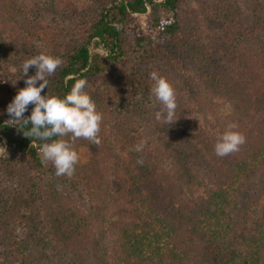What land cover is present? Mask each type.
I'll use <instances>...</instances> for the list:
<instances>
[{"label": "trees", "instance_id": "16d2710c", "mask_svg": "<svg viewBox=\"0 0 264 264\" xmlns=\"http://www.w3.org/2000/svg\"><path fill=\"white\" fill-rule=\"evenodd\" d=\"M76 1L0 0V53L34 45L59 57L63 64L41 95L64 98L77 79H85V92L103 116L99 145L63 138L74 150L84 147L89 159L75 165L72 177L54 174L50 182L39 154L45 141L32 143L6 124L9 115H0V141L33 170L27 192L14 191L8 210L18 231L12 264H33L30 241L19 232L35 215L48 228L46 246L63 264H264V0H195L197 10L185 14L183 0H92L70 29L38 18L32 6L54 4L71 14L79 11ZM162 9L170 16H157ZM143 15L145 33L133 25ZM155 31L159 62L145 70ZM92 44L105 55L92 53ZM128 63L130 97L108 109L102 77L109 67ZM146 71L175 89L177 120L171 125L155 120L161 105L150 97L153 81ZM209 89L228 104L227 124L236 123L246 137L225 157L214 152L217 135L200 129L193 117L190 101ZM30 127L29 121L24 131ZM141 141L143 150H132Z\"/></svg>", "mask_w": 264, "mask_h": 264}, {"label": "rangeland", "instance_id": "374dc122", "mask_svg": "<svg viewBox=\"0 0 264 264\" xmlns=\"http://www.w3.org/2000/svg\"><path fill=\"white\" fill-rule=\"evenodd\" d=\"M183 1L181 6L183 14L190 10H197L199 4L195 0ZM90 2H92V0H78V6L76 5L74 8L79 11L71 14L61 12V8L54 4L42 3L38 5V7H34L35 4L33 3L32 6L34 8V14L38 18L42 20L45 18L49 20L52 19L62 26L67 27V29H70L73 28V23L79 24L80 20L85 16L87 12L83 10L86 9V5L90 4ZM84 4L86 5L84 6ZM205 9H207L206 5ZM157 16L166 18L170 16V12L162 9L159 10ZM147 19V15L137 17L135 23H133V25H136L135 29L140 27L143 33L148 32ZM68 33H70V31H68ZM157 34V31L153 32L146 45L148 64L144 66L145 70H147V68L154 69L153 63L155 61L159 62L158 59L160 58V54L155 48ZM69 40L70 36L65 34L66 43L63 47L71 45ZM90 50L92 53L96 52L105 55V51L101 47H97L93 44ZM42 51L51 55L46 50L37 48L34 45L19 47L16 51H12L9 56L0 53V115L8 116L6 111L8 104L11 103L18 90L25 87L24 80L27 76L35 75V67L29 68L27 76L22 75V63L26 59ZM13 67L17 69L15 72L12 71ZM108 69L109 70L106 71L102 77V93L107 97L106 101L109 100L107 104L108 109L120 108L127 103L130 97L127 74L130 72L131 66L130 63L125 65L118 64ZM149 73L150 72H147L144 77ZM200 96V99L194 98L195 100H193V102L190 101L191 105L194 107L193 117L198 121L197 125L199 128L201 127L203 129L205 127L210 133L218 135L226 127L232 112L228 104L224 101L223 96L216 91L213 92L209 89L206 94H204V92L200 93ZM33 106L34 105L30 104L25 113L30 112ZM0 147L5 149V153L0 152V264H12V253L10 249L13 236L16 235L18 231H14L12 228L8 210L14 191L19 190L24 193L27 192L28 180L30 175L33 174V170L28 164L27 159L19 154L14 147L8 146L3 140L0 141ZM118 147V144L115 143V149L120 153ZM75 151L79 155L78 163L84 164L88 162L89 154L84 147H80ZM42 164L45 171V180H50V182L54 181L55 178L53 175L55 174V168L52 163L42 159ZM54 184L58 191H63L61 184L56 182ZM21 231L19 232V236L27 237L30 241V248L35 253L33 264H63L60 255L56 253L57 250L52 249L51 251L46 246L49 231L47 226L41 222L40 216H32L22 234Z\"/></svg>", "mask_w": 264, "mask_h": 264}, {"label": "clouds", "instance_id": "9594fccd", "mask_svg": "<svg viewBox=\"0 0 264 264\" xmlns=\"http://www.w3.org/2000/svg\"><path fill=\"white\" fill-rule=\"evenodd\" d=\"M62 64L63 61L59 57L46 54L44 51L22 63V75L27 76L30 67H35L36 72L33 76H27L24 80L25 87L18 90L11 103L8 104L6 111L10 119L6 121V124L16 125L15 128L22 131L25 137L34 138L32 143L36 140L45 141L39 145L41 158L52 163L56 176L72 177L75 173V165L79 161V155L73 149V143L63 138L70 136L72 142L85 139L90 144L99 145L103 116L97 111L91 96L85 92L87 85L85 79H77L64 98L47 93L41 95V92L48 86V77L52 76ZM16 70L15 67L12 68L13 72ZM149 75L153 81L150 97L154 98V104L161 105L155 112V120L171 125L177 120H174L177 108L175 89L167 78L156 71ZM37 82H39L38 87ZM140 98L138 95L137 99ZM30 104L34 107L30 116L25 117L24 113ZM29 121L31 127L24 131ZM237 128L236 123H229L217 135L214 152L218 157L238 152L240 147L246 143V137L237 131ZM53 137L60 138L53 139ZM144 145L145 141H141L132 150L140 152ZM0 152L5 153V149L0 147ZM137 163L142 165L143 160L138 159Z\"/></svg>", "mask_w": 264, "mask_h": 264}]
</instances>
